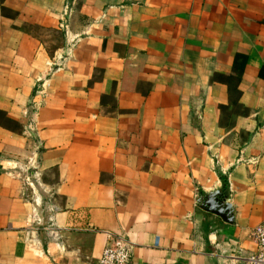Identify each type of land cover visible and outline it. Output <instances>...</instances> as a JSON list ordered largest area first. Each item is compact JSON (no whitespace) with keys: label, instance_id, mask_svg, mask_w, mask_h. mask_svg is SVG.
I'll list each match as a JSON object with an SVG mask.
<instances>
[{"label":"crops","instance_id":"obj_1","mask_svg":"<svg viewBox=\"0 0 264 264\" xmlns=\"http://www.w3.org/2000/svg\"><path fill=\"white\" fill-rule=\"evenodd\" d=\"M263 223L264 0H0V264H245Z\"/></svg>","mask_w":264,"mask_h":264},{"label":"built area","instance_id":"obj_2","mask_svg":"<svg viewBox=\"0 0 264 264\" xmlns=\"http://www.w3.org/2000/svg\"><path fill=\"white\" fill-rule=\"evenodd\" d=\"M28 182L31 184L30 179ZM52 212H56L55 208ZM50 222L47 230L52 238L59 240L60 235L54 219L51 218ZM252 237L257 245V252L245 258V264H264V223L255 229ZM110 240V246L104 251L99 264H130L132 249L129 241L121 235H112Z\"/></svg>","mask_w":264,"mask_h":264},{"label":"water","instance_id":"obj_3","mask_svg":"<svg viewBox=\"0 0 264 264\" xmlns=\"http://www.w3.org/2000/svg\"><path fill=\"white\" fill-rule=\"evenodd\" d=\"M210 206L214 205V202L212 200L209 201L208 203ZM227 208V207H226ZM219 215H222V213L219 212Z\"/></svg>","mask_w":264,"mask_h":264},{"label":"trees","instance_id":"obj_4","mask_svg":"<svg viewBox=\"0 0 264 264\" xmlns=\"http://www.w3.org/2000/svg\"><path fill=\"white\" fill-rule=\"evenodd\" d=\"M224 183H226L227 184V182H226V179H224ZM227 188V187H226Z\"/></svg>","mask_w":264,"mask_h":264}]
</instances>
